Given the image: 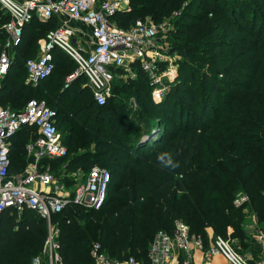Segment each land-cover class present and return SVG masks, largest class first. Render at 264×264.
<instances>
[{"label": "trees", "instance_id": "1", "mask_svg": "<svg viewBox=\"0 0 264 264\" xmlns=\"http://www.w3.org/2000/svg\"><path fill=\"white\" fill-rule=\"evenodd\" d=\"M209 1L188 0L178 15L177 38L173 31L168 35L171 51L179 53L182 62L161 103L152 100V86L141 69L134 79L115 77L113 95L103 106L90 88L89 96L84 94V77L67 89L59 82L51 88L48 82L57 66L61 79L76 69L61 50L54 52L50 77L36 87L26 84L27 59L36 57L38 40L59 26L54 17L45 23L35 17L24 29V43L2 81L0 103L19 110L30 99H45L57 111L68 149L66 158L51 161L54 169L68 164V170L88 171L98 165L111 173L109 196L100 210L70 205L52 216L65 264H95L91 249L97 242L112 257L134 255L149 264L155 234L172 233L176 220L188 224L205 245L208 228L225 238L228 228L233 229L232 238L246 236L245 202L237 207V194L248 196L245 205L264 230V0ZM224 1L231 7L229 18L223 14L228 30H221L213 18L214 11L223 10ZM180 3L131 0L130 10L118 12L112 22L128 29L150 14L154 22L163 23ZM8 20L0 6V53L6 40L2 27ZM230 31L237 37L232 38ZM54 92L56 97L49 100ZM119 98L135 101L137 109ZM111 100L119 106L109 104ZM125 112L136 114L139 122L130 124ZM31 132L23 128L12 139L11 158L19 168ZM93 144L97 151H91ZM109 205L110 212L100 214ZM47 234V222L35 212H2L0 264H31L42 254Z\"/></svg>", "mask_w": 264, "mask_h": 264}, {"label": "built area", "instance_id": "2", "mask_svg": "<svg viewBox=\"0 0 264 264\" xmlns=\"http://www.w3.org/2000/svg\"><path fill=\"white\" fill-rule=\"evenodd\" d=\"M0 6L9 17L2 27L6 40L0 53V94L2 81L12 65L11 49L20 44L25 26L35 17L48 21L60 14L89 26L90 40L87 46L82 45L75 38V30L67 25L50 30L41 40L40 54L28 58L25 63L26 84L36 87L52 75L55 50H61L76 64L65 88L80 77L86 78L85 84L99 106L106 104L113 95L114 71L118 69L123 70L122 78L125 80L136 78L137 70H143L148 75L155 101L165 98L167 83L177 78L170 33L162 23H155L152 19L137 20L125 29L112 22L118 12L130 10L129 0H0ZM26 127L32 130L26 145L31 161L23 172L12 174L11 141ZM67 156L68 149L58 126L57 111L45 99H30L19 110L0 103V214L9 210L22 215L29 210L43 218L48 227L42 254L35 257L31 264H65L59 253V228L52 222L55 213L70 205L100 210L108 199L110 171L98 165L88 171L74 170L69 174L72 184H68L64 180L68 177L63 179L60 176V173L68 171V164L59 167V174L51 165V161ZM248 200L247 195L241 194L235 205L241 206ZM249 229L262 247V258L258 264H264V231L254 225H250ZM204 245L200 236L191 234L188 224L176 220L172 233L159 230L155 234L149 246L148 262L172 264L175 253L182 252L188 258L177 264H196L191 259L192 250L203 248L204 258L200 264H212L211 259L219 255L228 264H250L234 247L230 236L225 238L214 234L208 247ZM91 257L95 264H142L134 256L125 259L112 257L98 242L92 246Z\"/></svg>", "mask_w": 264, "mask_h": 264}, {"label": "crops", "instance_id": "3", "mask_svg": "<svg viewBox=\"0 0 264 264\" xmlns=\"http://www.w3.org/2000/svg\"><path fill=\"white\" fill-rule=\"evenodd\" d=\"M19 1H24V0H19ZM52 19V18H51ZM39 21H41L40 19H38ZM49 21V20H48ZM54 21L56 22L57 26H61V25H67L72 27L75 30V38L78 42H80L82 45L87 46L88 41L90 40V35H91V29L89 26L83 24L82 22H79L77 20H73L71 19L68 15L66 14H60L54 17ZM43 23L47 22V21H41ZM31 23V22H30ZM29 23V24H30ZM29 24H27L25 26V28L27 29L29 27ZM24 28V29H25ZM43 38L39 39L37 42V48L35 50H33V55H39L40 54V47H41V40ZM23 37L22 40L20 42V44L18 46H16L14 49H11V55L12 58L14 59L16 57V53H17V48H19L20 46H22L23 44ZM30 48H28L27 51H29ZM12 59V62H13ZM29 142V141H28ZM12 143V141H11ZM28 144V143H27ZM26 144V145H27ZM12 146V145H11ZM31 161V157L28 156L27 152H26V148H25V153L23 154V168H19L15 165L14 162H12V158H11V173L12 174H20L21 172H23V170L27 167L28 163ZM69 166V165H68ZM76 170H83V169H79L77 168ZM56 174H59V170H56ZM74 171V169H69L66 172L60 173V176L64 179L65 176H67V179H64L66 182H68V184H72V182L69 180L70 175L72 172ZM85 171V170H83ZM72 188V187H70ZM247 202L244 203V214L246 215V219H248V224L246 222V220L244 221V228L245 230L248 232V234H252L250 233L251 230L249 229L250 225H254L255 227H258L259 224L257 222V218H256V214L253 212V210L250 208L249 204L245 205ZM237 206V205H236ZM239 207V206H237ZM228 230H233L232 228H228ZM233 233V231L231 232ZM207 245H204L205 248L208 247V244L210 242V240L212 239V236L214 235V231L212 228H208L207 230ZM231 235V234H230ZM253 238L251 241V247H252V251H248L245 250L242 246L239 247V249L242 251L240 252L239 249L238 252L241 253L250 264H258L262 258V247L259 243V241L257 240L256 236L253 234ZM253 252V253H252ZM176 257L173 259L172 264H177V263H183L186 259V257L188 258L187 255H185L182 252H176L175 253ZM204 256H203V248L199 249V248H193L192 250V254H191V259L192 261H194L196 264H200L203 260ZM211 263L212 264H228L227 261L225 260V258L223 256H216L213 257L211 259Z\"/></svg>", "mask_w": 264, "mask_h": 264}, {"label": "rangeland", "instance_id": "4", "mask_svg": "<svg viewBox=\"0 0 264 264\" xmlns=\"http://www.w3.org/2000/svg\"><path fill=\"white\" fill-rule=\"evenodd\" d=\"M130 2H131V0H129ZM214 0H211V1H209V4L210 3H212ZM180 6H179V8L177 9V10H175L174 12H173V15L172 16H170V17H167L166 19H165V22L164 23H162L163 24V27L165 28V30L166 31H168L169 33L171 32V31H173L174 33V35H173V37L174 38H177V34L175 33V32H177V30H176V28H177V26H176V22H178V21H180L181 19H178V15L180 14V12H182L185 8H187V2H188V0H180ZM215 4H216V2H215ZM227 4V1H224L221 5L223 6V12L221 11V12H219V11H214V15H213V18H215L216 20H217V22L218 23H221V25H222V29L221 30H228V23H226L224 20H223V17L224 16H227L228 18L230 17V13H231V7H228V5H226ZM257 4H259L258 2H255L254 3V7H256V6H258ZM226 5V6H225ZM226 7V8H225ZM189 11H195L194 10V8L193 9H189ZM202 12H203V10H202ZM223 14H225L224 16H223ZM148 19H151L150 18V14H148V16L146 17V19L145 20H148ZM156 23V22H155ZM178 29V28H177ZM170 30V31H169ZM230 34H231V37L233 38V37H237V34L236 33H234L233 31H230ZM171 53H173V54H175L174 56H175V61H174V64H175V66L177 67V77H178V75H179V67H180V64H181V62H182V56L179 54V53H174V52H172L171 51ZM60 73H62V70L59 68V66H57V69H56V71H55V73H54V77H52V79H50L49 80V82H48V84L50 85V87L51 88H54V86H56V83L57 82H59V83H62V87L64 88V89H66L65 88V84L67 83V78H68V76L70 75H66V77L65 78H60L61 76H60ZM116 75V78H120V79H122V80H125V79H123L122 77H123V73L121 74V73H117V74H115ZM126 81V80H125ZM174 82V81H173ZM173 82H169V84L167 83V85H168V92H169V90H170V86L172 85L171 83H173ZM113 85V84H112ZM89 87L88 86H86V84H84L83 85V90H84V94H86L87 96H89V89H88ZM57 92H54L52 95H50L49 96V100H51V99H53V98H55L56 97V94ZM111 99H113V98H111ZM119 101H121V103H125V105H126V103H127V105L128 106H130L133 110H136L137 109V105L135 104V101H130V100H126L125 102L124 101H122V99H118ZM152 100L155 102V103H161L162 101L160 100V101H155L154 100V98L152 97ZM113 103H115V104H117L116 103V101L115 100H111L110 102H109V104H111L112 106H113ZM118 105V104H117ZM119 106V105H118ZM113 109H116V110H118L115 106L113 107ZM125 114H126V118H127V120L129 121V123L130 124H132V123H138L139 122V120H138V116L136 115V114H129V113H127V112H125ZM79 124H80V122H78ZM161 130V128L159 127L157 130H156V133L157 132H159ZM63 132H64V130H63ZM146 143V142H145ZM105 146L107 147V145L105 144ZM91 147V151H95L96 150V147H95V145L93 144V145H91L90 146ZM90 147H87L88 149L90 148ZM81 148V147H80ZM80 148H78V150L79 151H81V149ZM97 151V150H96ZM239 196V194H237V197ZM113 208V205H109L107 208H105L100 214H107L108 212H110V210ZM149 208V206L148 207H146L145 209H148ZM245 220H246V222H247V224H248V219H246L245 218ZM53 222V221H52ZM54 223V222H53ZM55 224V223H54ZM245 224V223H244ZM259 228H262L261 227V225L259 224ZM263 230V229H262ZM233 230H227V235H226V237H229L230 236V238H231V241L233 242V245H234V247L235 248H237V249H239V247L240 246H242L245 250H248V251H252V247H251V241H252V239H254L253 237V232H250V233H252V234H248V235H236V237L234 236L233 238H232V236L231 235H233V233H231ZM264 231V230H263ZM248 233V232H247ZM231 234V235H230ZM194 235V234H193ZM221 235V234H220ZM152 240V239H151ZM149 244H150V242L147 244V246H149ZM239 251L240 252H242L240 249H239ZM253 253V252H252ZM134 256V255H133ZM134 257H136V256H134Z\"/></svg>", "mask_w": 264, "mask_h": 264}, {"label": "water", "instance_id": "5", "mask_svg": "<svg viewBox=\"0 0 264 264\" xmlns=\"http://www.w3.org/2000/svg\"><path fill=\"white\" fill-rule=\"evenodd\" d=\"M67 89V88H66ZM145 137V139H147L148 138V136H144Z\"/></svg>", "mask_w": 264, "mask_h": 264}, {"label": "clouds", "instance_id": "6", "mask_svg": "<svg viewBox=\"0 0 264 264\" xmlns=\"http://www.w3.org/2000/svg\"><path fill=\"white\" fill-rule=\"evenodd\" d=\"M168 162H169V163H171V161H170V160H169Z\"/></svg>", "mask_w": 264, "mask_h": 264}]
</instances>
